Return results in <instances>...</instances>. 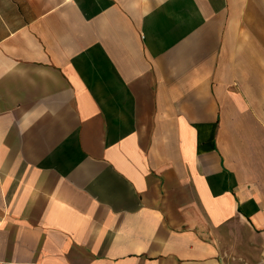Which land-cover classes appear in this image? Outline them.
Returning a JSON list of instances; mask_svg holds the SVG:
<instances>
[{
	"label": "crops",
	"instance_id": "obj_1",
	"mask_svg": "<svg viewBox=\"0 0 264 264\" xmlns=\"http://www.w3.org/2000/svg\"><path fill=\"white\" fill-rule=\"evenodd\" d=\"M233 5L0 0V264H264Z\"/></svg>",
	"mask_w": 264,
	"mask_h": 264
},
{
	"label": "rangeland",
	"instance_id": "obj_2",
	"mask_svg": "<svg viewBox=\"0 0 264 264\" xmlns=\"http://www.w3.org/2000/svg\"><path fill=\"white\" fill-rule=\"evenodd\" d=\"M231 12L235 19L237 56L244 61L240 68L238 90L249 93L248 98L255 97L245 104L249 108V116L256 115L257 123L264 124V0H233ZM244 101L240 102L243 109ZM248 121L252 118L247 119ZM260 135V134H259ZM250 146L247 144L248 151ZM261 155L262 146H257Z\"/></svg>",
	"mask_w": 264,
	"mask_h": 264
}]
</instances>
